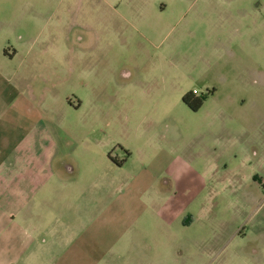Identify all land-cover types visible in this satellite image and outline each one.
Masks as SVG:
<instances>
[{"label": "rangeland", "instance_id": "374dc122", "mask_svg": "<svg viewBox=\"0 0 264 264\" xmlns=\"http://www.w3.org/2000/svg\"><path fill=\"white\" fill-rule=\"evenodd\" d=\"M0 15L29 137L69 157L77 187L93 169L156 189L165 168L196 170L139 264H264V0H0Z\"/></svg>", "mask_w": 264, "mask_h": 264}, {"label": "crops", "instance_id": "0c3cea01", "mask_svg": "<svg viewBox=\"0 0 264 264\" xmlns=\"http://www.w3.org/2000/svg\"><path fill=\"white\" fill-rule=\"evenodd\" d=\"M10 33L0 27V264H139L146 257L139 241L148 242L156 216L170 222L173 209L187 210L177 191L196 170L165 168L175 181L156 189L134 185V175L118 185L114 174L93 169L88 186L77 187L80 176L66 163L69 157L51 153L43 138L29 137L28 130L37 129L27 124L34 106L21 90L24 71L10 68L21 52L4 49ZM154 194L166 195L157 208Z\"/></svg>", "mask_w": 264, "mask_h": 264}, {"label": "flooded vegetation", "instance_id": "af4514ba", "mask_svg": "<svg viewBox=\"0 0 264 264\" xmlns=\"http://www.w3.org/2000/svg\"><path fill=\"white\" fill-rule=\"evenodd\" d=\"M211 92H212V91H210V90L207 89V88L205 89L204 93L202 92V93H200V94H198L197 92H194L193 90H192V91L185 92V93L182 95V97H181V99H182V103H183L186 107H188L189 109H191L192 111H197V110H199V109L202 107L203 102H204V99H207V98L211 95ZM205 96H206V97H205ZM184 98L187 99V103H188V104L185 103V102L183 101ZM199 100L202 101V104H201V106H200L197 110H193L192 108H190L191 105H195V104H197V102H198Z\"/></svg>", "mask_w": 264, "mask_h": 264}, {"label": "trees", "instance_id": "16d2710c", "mask_svg": "<svg viewBox=\"0 0 264 264\" xmlns=\"http://www.w3.org/2000/svg\"><path fill=\"white\" fill-rule=\"evenodd\" d=\"M183 101H184L185 103H187V99H186V98H184ZM187 104H188V103H187ZM201 104H202V101L199 100V101L197 102V104H195V105H191L190 108H192L193 110H197V109L201 106Z\"/></svg>", "mask_w": 264, "mask_h": 264}]
</instances>
